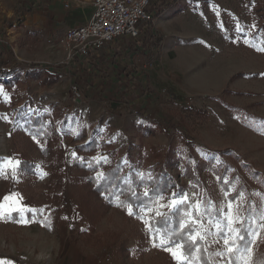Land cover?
<instances>
[{
	"label": "rangeland",
	"instance_id": "rangeland-1",
	"mask_svg": "<svg viewBox=\"0 0 264 264\" xmlns=\"http://www.w3.org/2000/svg\"><path fill=\"white\" fill-rule=\"evenodd\" d=\"M69 8L64 10L69 13ZM92 14V7L85 6L57 25L48 0H0V264H199L150 228L154 217L168 216L182 203L188 205L191 239L200 241L213 264H230L229 244L239 233L247 204L257 203L262 217L243 263L252 264L264 241L259 182H264V0H170L155 16L170 62L159 68L156 82L145 77L146 97L156 94L153 101L142 99L150 110L133 115L128 97L112 91L108 98L92 99L82 114L52 118L34 103L67 95L65 53L58 43L66 31L63 22L75 27ZM161 89L171 101L158 100ZM188 94L197 101L181 109L175 102ZM40 117L46 121L30 124ZM48 124L56 133L50 142L54 154L48 153L46 138L37 136ZM91 141L98 145L92 159L107 161L112 151L127 175L152 178L166 163L174 187L149 209L116 204L92 223L95 204L83 203L84 188L73 183L71 166L76 147ZM60 150L63 167L56 169L52 164ZM21 158L33 164V175L17 171ZM198 163L205 166L203 188L184 173L189 167L198 174ZM217 170L225 172L221 181ZM203 195L220 211L219 220L203 214ZM54 203L67 227L63 238L59 224L42 223Z\"/></svg>",
	"mask_w": 264,
	"mask_h": 264
},
{
	"label": "trees",
	"instance_id": "trees-1",
	"mask_svg": "<svg viewBox=\"0 0 264 264\" xmlns=\"http://www.w3.org/2000/svg\"><path fill=\"white\" fill-rule=\"evenodd\" d=\"M159 4H155L158 8L163 10L169 4L170 0H157ZM153 6V5H152ZM154 7V6H153ZM156 8V7H155ZM160 14V13H158ZM161 39V38H160ZM244 74L238 73L236 77L241 78ZM45 117L32 118L34 126L39 123H44ZM45 129V131H43ZM39 129L37 136L44 142L46 138V149L48 153L54 154L50 147L52 136H56L53 128L50 124L46 128ZM97 143L91 141L87 145H81L76 147V157L72 161V168H74L73 183L80 184L84 188L83 203L85 205L92 206V215H89V220L93 223L96 219L102 218L104 214L112 209L116 204L126 209L130 207L133 211H139L141 209H149L155 203L156 199L160 196L170 193L174 185L172 184L171 178L166 175V163L160 165L159 170L152 176V178L143 176L141 178L128 174L125 169L121 166V162L116 160L113 156V152L110 151L107 154V161H95L91 158V155L97 151ZM55 158V163L52 166L56 169L63 167L62 150ZM173 165H177V162L172 161ZM210 168V167H209ZM198 174L194 173L189 167L185 170V176L196 183L199 188L204 187V183L200 178L201 173L205 171V166L198 163L197 165ZM223 170H226L225 168ZM17 171L21 175H33L34 167L33 164L26 158H21ZM101 172L99 178L96 175ZM224 171H216L219 181L224 176ZM251 178L254 180L258 179L257 174L249 173ZM236 176V175H235ZM234 176V177H235ZM232 177V178H234ZM58 186L62 185V177H56ZM264 187V182L259 181ZM147 189V193L142 192L143 188ZM184 186L178 187L181 193L184 191ZM98 203V204H97ZM54 207H49V212L45 221H42L43 225L46 226L48 221L53 224H59L61 237L63 238L67 233V227L65 222L59 216V207L52 204ZM245 209L244 219L239 226V233L231 241L229 246L233 247L232 251L228 252V259L230 264H243L246 255L249 253V249L252 246V235L257 232L256 223L262 217V211L259 204L248 203ZM186 211H188V205L182 203L179 205L174 212L168 216L158 215L151 220L150 228L154 232H158L161 237L167 243V246L174 247L179 245L181 247L182 254L191 262L199 264H213L210 257L206 253L200 241L191 239L193 235V227L191 224L186 223ZM202 212L207 219L219 220L220 211L210 200L209 197L203 195L202 197ZM90 216H93L92 218ZM12 217L15 219L17 215L14 213ZM252 221L255 225H252ZM70 232V230H69ZM67 248V244L64 245V249ZM196 263V262H195ZM252 264H264V241H262L255 249L253 254Z\"/></svg>",
	"mask_w": 264,
	"mask_h": 264
},
{
	"label": "built area",
	"instance_id": "built-area-1",
	"mask_svg": "<svg viewBox=\"0 0 264 264\" xmlns=\"http://www.w3.org/2000/svg\"><path fill=\"white\" fill-rule=\"evenodd\" d=\"M158 3L157 0H93L91 3L93 14L81 24L67 29L58 40L60 48L65 53L64 73L69 79L67 95L61 100L47 96L44 101H35L34 108L43 110L52 118L58 113L65 116L79 115L94 103L92 99L96 96L108 98L112 92L110 79L102 77L105 83L94 87L93 75L87 69H92L89 67L90 64L96 61L104 50L120 40H126L137 60L132 63L133 68L129 69V75L126 76L124 83L126 92L118 89V96L128 97L133 115L140 116L150 110L143 106L142 99L153 101L156 94L152 96L153 98L146 97L147 92L145 93L144 89L147 90L148 85L145 77L162 66L164 51V40L156 33L155 16L161 13V9L156 6ZM63 7L66 10L70 9L69 4ZM138 70L141 71L140 74L136 73ZM142 79L144 82L138 85V81ZM124 85L121 84L122 87ZM87 90L93 91L94 95L90 98L85 97ZM136 91L139 92V96L135 94ZM158 94L160 96L158 100L163 102L172 99L164 89ZM196 101L197 97L188 94L175 103L181 109H187Z\"/></svg>",
	"mask_w": 264,
	"mask_h": 264
},
{
	"label": "crops",
	"instance_id": "crops-1",
	"mask_svg": "<svg viewBox=\"0 0 264 264\" xmlns=\"http://www.w3.org/2000/svg\"><path fill=\"white\" fill-rule=\"evenodd\" d=\"M93 0H48L50 10L53 12V16H56L57 22L61 20V17L68 16V14L72 11H76L77 9L83 8L85 6L90 7ZM68 3L71 5V11L68 13L66 10H64L63 3ZM66 11V12H65ZM66 14V15H65ZM87 18H81L79 21L86 20ZM82 22H79L81 24ZM57 25H60L59 22L56 23ZM77 24V25H79ZM65 29H69L72 27H68L66 25V22L64 20L63 25ZM157 28V27H156ZM158 32L159 29H158ZM127 41L120 40L116 43H114L110 48H107L104 50L100 57L97 58L96 61H93L90 64V68L87 69V71L93 75V84L94 87L96 85H101L102 82L105 83V80L102 79V77H108L110 79L111 84V90L115 91L117 93L118 88L117 84H123L125 83L127 77L129 74V69H132L131 66L132 63L136 62L137 57L135 56V53H133L132 49L128 47ZM170 62V60L166 56H162V66H165V62ZM137 74H140L141 71L138 70L136 72ZM95 74V75H94ZM134 75L135 72H133ZM97 75V76H96ZM146 76H148L149 80H152L156 82L157 76H160V69H155L154 71L148 73ZM105 79V78H104ZM101 83V84H100ZM122 88H126V85H124ZM95 91V90H94ZM90 92H93L90 90Z\"/></svg>",
	"mask_w": 264,
	"mask_h": 264
}]
</instances>
